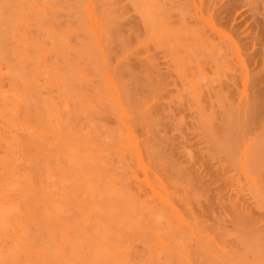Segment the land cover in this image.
Instances as JSON below:
<instances>
[{"label": "bare ground", "instance_id": "1", "mask_svg": "<svg viewBox=\"0 0 264 264\" xmlns=\"http://www.w3.org/2000/svg\"><path fill=\"white\" fill-rule=\"evenodd\" d=\"M0 264H264V0H0Z\"/></svg>", "mask_w": 264, "mask_h": 264}]
</instances>
